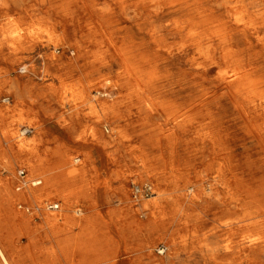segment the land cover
Segmentation results:
<instances>
[{
  "label": "rangeland",
  "instance_id": "rangeland-1",
  "mask_svg": "<svg viewBox=\"0 0 264 264\" xmlns=\"http://www.w3.org/2000/svg\"><path fill=\"white\" fill-rule=\"evenodd\" d=\"M153 8L0 0V241L12 264H264V112ZM236 39L264 72V44Z\"/></svg>",
  "mask_w": 264,
  "mask_h": 264
},
{
  "label": "bare ground",
  "instance_id": "bare-ground-1",
  "mask_svg": "<svg viewBox=\"0 0 264 264\" xmlns=\"http://www.w3.org/2000/svg\"><path fill=\"white\" fill-rule=\"evenodd\" d=\"M219 1L220 4L207 13L203 7L205 0H135L143 8L154 7V14L166 18L164 27L179 36L183 42L180 48L188 47L198 56L207 57L211 53L212 58L218 55L226 69L224 78L229 81L226 84L233 83L235 86L233 94L243 96L254 110L264 112V72L257 64L259 56L253 53L246 55L245 49L238 48L236 39L238 34L248 33L264 44V0ZM46 32L51 34L48 30ZM22 138L20 136L18 140L21 148L26 144ZM20 149L15 151L16 158L22 155ZM43 168L40 163L32 165L33 170ZM49 174V190L63 192L64 183L57 181L54 172ZM220 177L217 172L212 178L217 182ZM213 185L211 183V194ZM33 195L36 196V191ZM58 219L47 220L53 224ZM257 239H249V242L254 243ZM0 263L12 264L4 254L1 241Z\"/></svg>",
  "mask_w": 264,
  "mask_h": 264
},
{
  "label": "built area",
  "instance_id": "built-area-1",
  "mask_svg": "<svg viewBox=\"0 0 264 264\" xmlns=\"http://www.w3.org/2000/svg\"><path fill=\"white\" fill-rule=\"evenodd\" d=\"M2 101L4 102V103H6V102H8V98L7 97H3L2 98ZM29 132V128H25L24 130H23V132H22V134H26V133H28ZM19 175H24V171H22V170H20L19 171ZM22 178V177H21ZM34 183V184H33ZM32 185H38V184H40V181H38V180H35V181H33L32 183H31ZM145 191H148V189H144ZM48 207L50 208V209H57L58 208V205L57 204H49L48 205Z\"/></svg>",
  "mask_w": 264,
  "mask_h": 264
}]
</instances>
